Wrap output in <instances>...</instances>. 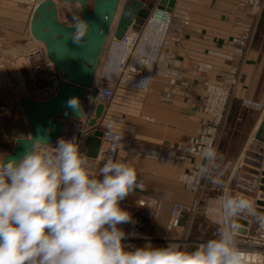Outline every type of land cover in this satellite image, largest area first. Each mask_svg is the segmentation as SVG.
<instances>
[{
    "label": "crops",
    "instance_id": "crops-1",
    "mask_svg": "<svg viewBox=\"0 0 264 264\" xmlns=\"http://www.w3.org/2000/svg\"><path fill=\"white\" fill-rule=\"evenodd\" d=\"M40 1L0 0V24H29L31 11ZM239 13L238 0H175L160 64L148 91L124 86L114 88L112 101L105 107L100 121L101 130L130 136L136 147L174 149L182 140L188 143L186 150L178 151L184 159L175 162L164 159L154 161L129 152L124 145L119 149L116 161L135 167L138 180L143 185L120 202L121 208L131 214L133 221L118 225L126 233L123 241L129 246L126 250L144 246L166 247L171 243L184 250L196 249L217 235L219 217L213 215L212 206L218 207L224 189H230L233 195L241 194L239 188L249 192L246 187L237 186L235 189L231 186L229 174H238L239 178L250 182L251 170L259 174L252 178H261L260 174L264 172L262 168L243 164L250 149L261 156L260 164H264V145L254 140L264 113L259 114L241 105L243 99L264 102V50L252 37L249 48L242 58L237 59L240 81L234 89L222 130V140L235 133L244 135L240 150L221 167L228 172L227 179L221 181L224 188L220 183L196 207V195L186 191L179 182L180 175L190 172L194 163H203L201 158L192 155L196 133L207 122L200 106L203 83H217L220 73L236 61L232 58L233 49L229 41L236 32L234 24L238 22ZM259 24H264L260 18ZM22 34L20 28L13 32L16 46L29 41V38H22ZM5 42V38L0 37V48L5 46ZM29 49L30 46L18 47L13 51L20 53ZM105 49L106 46L103 53ZM180 80L188 81L191 88L182 90L178 86ZM88 94L89 89L85 95ZM98 104H93L90 97L85 108L81 101L82 110L90 112L89 118L94 117ZM6 106L12 108L13 113H6L9 108L4 107L5 112L0 116V154L8 156L13 152L17 138L30 137V129L18 104L8 102ZM5 116L12 118L6 119ZM104 148L105 144L101 142L100 149ZM221 148L218 149L220 154ZM88 163L96 171L104 164L91 158H88ZM256 186H259L258 182ZM258 193L257 189L253 191L254 198L251 200L255 204ZM176 202L182 203L186 210L179 226L169 230V211ZM239 220L247 224L248 235L237 236L238 248L245 254L264 256V230L259 229L251 217Z\"/></svg>",
    "mask_w": 264,
    "mask_h": 264
},
{
    "label": "clouds",
    "instance_id": "clouds-1",
    "mask_svg": "<svg viewBox=\"0 0 264 264\" xmlns=\"http://www.w3.org/2000/svg\"><path fill=\"white\" fill-rule=\"evenodd\" d=\"M90 25L73 15L74 45H83ZM67 104L79 110L77 98ZM47 141L37 135L18 158L0 154V264H245L236 243L239 218L251 217L264 230V211L225 188L212 206L220 225L215 238L191 251L174 243L126 250L118 225L133 221L120 202L143 187L136 168L109 158L96 171L75 138L54 147ZM201 157L197 174L212 179L223 157L210 145Z\"/></svg>",
    "mask_w": 264,
    "mask_h": 264
},
{
    "label": "water",
    "instance_id": "water-1",
    "mask_svg": "<svg viewBox=\"0 0 264 264\" xmlns=\"http://www.w3.org/2000/svg\"><path fill=\"white\" fill-rule=\"evenodd\" d=\"M66 3H77L81 8L80 18L91 23L90 30L84 38L82 46L71 42V26L63 25L57 18V7L53 0H41L38 2L30 16L29 33L33 40L44 45L48 59L53 63L54 69L61 72L65 82L60 84L57 94L46 101H35L26 96L19 99L18 105L30 129V137L17 138L14 142L13 152L6 158H18L30 142L37 135L46 134L48 143L56 140L62 131L60 119H82V98L86 94L94 80L98 69L100 57L104 46L111 33L115 39L121 37L129 29L139 31L148 19L152 9L168 14L173 12L175 0H62ZM92 2V7L88 3ZM86 65V68H85ZM77 98L79 110L68 107L67 102ZM105 107L98 104L94 110V117L88 121V127L93 129L92 133L82 136L79 145L87 158L96 159L101 146L102 130L100 121L103 118ZM254 140L264 145V118H262ZM246 156L253 160H245V163L256 168L264 169L260 155L247 152ZM250 174L258 176V172L250 171ZM261 178H253L252 182L239 181V184L249 189V192L239 190L243 195L254 198L253 191L257 194L256 206L264 211V172ZM258 182L259 186H256ZM241 225L239 235L247 236V224L238 220ZM245 264H264V256L256 254H245Z\"/></svg>",
    "mask_w": 264,
    "mask_h": 264
},
{
    "label": "built area",
    "instance_id": "built-area-1",
    "mask_svg": "<svg viewBox=\"0 0 264 264\" xmlns=\"http://www.w3.org/2000/svg\"><path fill=\"white\" fill-rule=\"evenodd\" d=\"M148 0H144V5L147 4ZM159 0H154V3L157 4ZM240 6L242 9L245 6H251L252 12H258L262 3L261 0H240ZM163 13L168 18L167 24H164L162 27L157 28V34L155 32L151 33L148 28L150 27L148 23L149 18L154 13ZM245 12L243 10L242 14ZM244 20V17H241ZM236 23L238 28L241 30L239 34L234 37L231 41L232 46L243 47L248 36L249 26L239 25ZM171 21V14L157 11L155 8L152 9L148 19L145 24L139 31L129 29L121 39H115L113 36L108 37V50H107V62H109V49L113 46H118L127 50V54H122V58L116 60L115 70L110 75L102 74L98 83L100 86L95 88L96 103L103 104L104 107H107L113 98L114 88L116 86L122 85L124 87L139 90L142 92L148 91L157 68L160 64V57L162 49L164 47V42L168 27ZM146 31H148L146 33ZM144 37V43L146 44L145 48H142L140 51L137 50L138 44L141 38ZM144 46V45H143ZM31 59H34V67H31L30 78L32 79V86L25 92V94L20 95V97L26 96L35 101H46L53 98L57 92L60 84L65 82L64 76L61 72L54 69L53 63L48 59L46 55L45 48H40L35 51H32L29 56ZM240 58L237 55V59ZM226 76V75H224ZM221 77L223 75L221 74ZM232 80V79H231ZM225 79L223 85H215L213 83L205 82L202 108L205 115H209L206 125L199 129L197 137L194 140V146H198V152H192V154L200 155L203 148L207 146L214 147L215 144V134L216 127L223 118V114L228 102L230 86L234 83L232 81ZM141 81H145L143 85L140 84ZM179 87L182 90L190 89L191 85L186 80H180ZM19 101V100H18ZM248 108L255 110L261 109L262 103H257L254 101L245 102ZM90 112L87 111L86 115L83 113L82 119H60L62 123V131L59 137L54 140L50 145L53 147L56 145V142L60 138L72 139L75 138L79 143L82 136L93 132V129L88 127ZM118 138V139H117ZM101 142L105 144L104 149H100L95 160L105 163L107 159L111 158L114 161L117 160V155L120 147L122 145L126 146L129 152H136L142 156L153 158L155 160H167L169 162L178 161L183 159V156L178 152L179 150H186L188 143L186 141L178 142L176 148H163L161 146L155 148H136L133 146V139L131 137H126L120 133H116L110 130H102ZM215 148V147H214ZM202 158V157H201ZM201 165H194L189 174H184L180 176L179 179L184 181L185 187L193 191L194 193H199L201 187V179L199 178L197 172ZM194 202V206H195ZM186 208L182 203L176 202L173 203L169 211V225L168 229H175L179 226L181 219L184 215Z\"/></svg>",
    "mask_w": 264,
    "mask_h": 264
},
{
    "label": "rangeland",
    "instance_id": "rangeland-1",
    "mask_svg": "<svg viewBox=\"0 0 264 264\" xmlns=\"http://www.w3.org/2000/svg\"><path fill=\"white\" fill-rule=\"evenodd\" d=\"M35 1H40V0H35ZM53 1L54 2L56 1L58 21L60 23H62L63 25L71 26L72 17H73V15H75L74 14L75 10H77L78 8H79L77 11L78 13L76 15H78L79 17L81 16L80 5H79V7H77L78 4H76V3H66V2H63L62 0H53ZM261 3H262L261 9L258 12L253 13L251 6H245V8L242 9V7L240 6V0H238V4H239V8H240V13L238 16L239 17V25L245 26V27L249 26V32H248L247 39L245 41V45L243 47L232 46L231 45L232 39L234 37H236L241 30L240 27L238 28L237 24H234V28H235L236 32L229 41V45L233 49L232 58H237V55L240 58H242L243 53L250 46V42L252 40V37H253V41H255V43L262 50H264V24H259V26L257 25L259 18L262 19V21H264V0H261ZM88 6L92 7V2L88 3ZM243 10H245V12L242 14ZM242 16L244 17V20H242V18H241ZM235 19H236V16H235ZM28 25L29 24H0V37H4L6 40L5 46L0 48V116H2L4 114V112H5L4 107H7L6 104L8 102H12L13 104L17 105L18 104V101H17L18 97L20 95L25 94V92H27V90H29V88L32 86V84H31L32 79L30 78V71H31V67H34V62H35L34 59H31V57L30 58L28 57L29 53L26 52L28 50H26L24 52L22 51L20 53H16L13 51V49H16L18 47H24L25 48L27 46H30L31 49L42 48V46L36 45V42L30 36L29 30H28ZM19 28H20L21 32L23 33L21 35L22 38H29V41L26 40L24 43L22 42L23 46L22 45L16 46V44L14 43L16 36L13 35V32L18 31ZM105 46L107 49H105V53H102V58L100 60L99 66H98L96 79L94 81L93 86L89 88L90 95L89 94L85 95L82 99V105L85 108H87V105L90 102V97H91V102H93V104H94V102L97 101L96 100L97 97H96L94 92H95V88L97 87V85H98V87L100 86V83H98V79L102 75L104 68H105V63H106V59H107V50H108V39L106 41ZM30 51H32V50H30ZM27 53H28V55H27ZM232 61H233V59H232ZM237 64L238 63L236 61L231 62L230 68L222 71L220 73V75L218 76V82L213 83L215 85H218V84L223 85V84H226L225 79H229V81L231 79L232 80L234 79V83L230 86L229 98H228V102H227V105H226V108H225V111L223 114V118L216 127L217 130H216V134H215L216 140H215L214 147L218 150L219 147L222 146L221 155L223 157V160L220 162V171L217 173H214L212 179H201L200 178L202 188L200 189L199 193H194L193 191L188 190L185 187V185L183 184L184 181L179 179V182L183 185V188L186 191H189V192L196 195V200H195V204H196L195 206L196 207L199 206L201 201L203 199H205V197H207V195L212 194V190H214L216 188V186H219V184L221 183V181L223 179H225V180L227 179L228 172L226 173V168H221V167L225 163H227L229 161V159H231L232 157L235 156V153L240 150V145H242V143L244 142V135L241 132L239 134L235 133L233 135H229V136L225 137L223 140L221 139L222 138V132H223L222 131L223 126H224V123H225L226 118H227V109H228L230 101L232 100V98L234 96V89L236 88V86L239 84V81H240ZM221 74L223 75V77H221ZM224 75H226V76H224ZM209 83H211V82H209ZM20 84L22 85V88H23L22 90H20L21 89ZM119 86H122V85H119ZM178 86H179V83H178ZM204 87H205V82L203 83L202 97L200 99V106H201L202 113H203V108H202L203 99L202 98H203V94H204ZM21 91H23V92L20 94ZM247 101H254V102L262 103V104H264V102H261L258 100H248V99H243L241 101V105L244 108L250 109V110L255 111L259 114L264 113V105H262L261 109L255 110L252 108H248L246 106L245 102H247ZM4 104H5V106H4ZM9 106H11V105H9ZM7 108H9V109L6 111V113L11 115L13 113V112H11L12 108H10V107H7ZM5 118L9 119L12 117L10 116L9 118H7L5 116ZM209 118H210V116L208 115L207 121ZM198 131L196 133V137H197ZM126 137H130V136H126ZM180 142H183V140ZM133 145H134V139H133ZM195 146L196 147H195L194 152H198V146L197 145H195ZM134 147H136V146L134 145ZM161 147H163V146H161ZM136 148H145V147H139L138 146ZM247 152L253 153V151L251 149L247 150ZM192 155H194L195 157L201 158L200 155H197L195 153ZM245 156H246V154H245ZM249 158L250 157L246 156V158L243 161L244 165H248L245 163V160H247V159L249 160ZM150 159L155 161V159H153V158H150ZM183 159H184V156H183ZM183 159H181V160H183ZM178 161H180V160H178ZM172 162H174V161H172ZM196 164L201 165L202 162H196L193 164V166ZM221 173H222V175H221ZM184 174H189V172L183 173L180 176H182ZM232 174L233 173L229 174L228 179L231 177L230 178V180L232 182L231 186L235 187V189H236L237 186L238 187L241 186L239 184V181H245V180L242 178H239L238 174L234 173L233 176H232ZM252 177H250V182H252V179H253ZM245 182H249V181H245ZM239 190H240V188H239ZM250 199H252V198H250Z\"/></svg>",
    "mask_w": 264,
    "mask_h": 264
},
{
    "label": "bare ground",
    "instance_id": "bare-ground-1",
    "mask_svg": "<svg viewBox=\"0 0 264 264\" xmlns=\"http://www.w3.org/2000/svg\"><path fill=\"white\" fill-rule=\"evenodd\" d=\"M123 1V0H122ZM38 3V2H37ZM55 3H56V1H55ZM77 4V3H76ZM35 7V6H34ZM33 7V8H34ZM77 7H79V5H77ZM79 9V8H78ZM78 9L77 10H75V15L78 13L77 11H78ZM32 11H33V9H32ZM32 11H31V13H32ZM81 13V12H80ZM58 17V16H57ZM168 17L166 16V15H164L163 13H160V12H157V13H154V14H152L151 16H150V18H149V21H148V23L147 24H149L150 25V27L148 28V30L151 32V33H153V31L155 32V35L157 34V28H159V26L160 27H162L164 24H167V22H168V19H167ZM28 28H29V25H28ZM148 31H146V33H147ZM110 36H113L111 33L109 34V36L108 37H110ZM144 37L143 38H141V40H140V42H139V44H138V47H137V50H136V53H137V51L139 50H141L142 48H145V46H146V44L144 43ZM35 41V40H34ZM36 42V45H40V46H42V47H44V45L42 44V43H40V42H37V41H35ZM144 45V46H143ZM30 50H32V51H35V50H37V48H34V49H29L28 51H26V52H28L29 54L32 52V51H30ZM30 51V52H29ZM127 50H124V48H120V47H118V46H111L110 47V49H109V62H107V65L105 64V68H104V71H103V73L102 74H104V75H110V74H112L113 73V71L115 70V63H116V60H119L120 58H122V54L124 55V54H127ZM28 53H27V55H28ZM101 58H102V55H101V57H100V60H101ZM100 63V62H99ZM98 70V69H97ZM96 75H97V71H96V73H95V76H94V80H93V84H94V81H95V79H96ZM93 84H92V86H93ZM20 86H21V89L20 90H22L23 88H22V85L20 84ZM91 86V87H92ZM23 91H21L20 92V94L22 93ZM21 98V97H20ZM18 100H19V98H18ZM17 100V101H18ZM83 113H85L84 111H83ZM85 115H86V113H85Z\"/></svg>",
    "mask_w": 264,
    "mask_h": 264
}]
</instances>
